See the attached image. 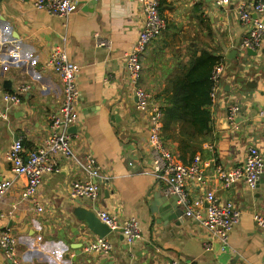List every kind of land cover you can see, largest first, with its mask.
Listing matches in <instances>:
<instances>
[{
    "label": "crops",
    "instance_id": "obj_1",
    "mask_svg": "<svg viewBox=\"0 0 264 264\" xmlns=\"http://www.w3.org/2000/svg\"><path fill=\"white\" fill-rule=\"evenodd\" d=\"M251 1L231 0L229 6L218 8L211 0H158L165 30L139 56V85L159 107L175 76L192 57L208 52L225 61L220 90L209 107L211 133L187 144L185 150L178 148L177 124L167 130L165 140L161 133L177 162L188 163L196 154L201 157L203 184L186 186L192 199L213 191L218 200L231 201L240 210V220L223 250L217 243L206 250V232L193 220L184 216L177 222L162 219L156 196L169 195L163 183L143 173L152 163L147 143L149 116L136 109L137 98L123 62L142 25V6L132 0H78L76 11L60 18L35 10L33 0L0 2V110L5 114L0 118V181L14 178L6 159L14 141H21L27 155L52 132L51 120L60 107L63 90L60 78L43 63L50 51L62 44L77 68L78 119L72 147L80 156L94 157L101 175L108 177L97 180L95 201L72 198L70 185L88 177L74 163L57 155L58 171L44 175L35 193L42 212L33 202L21 200L24 181L15 179L0 202V231L9 229L14 237L17 264L264 261V230L252 218L253 214L264 216V174L251 190L242 179L223 189L213 173L217 165L239 166L249 146L256 147L264 159V118L258 117L264 108V35L258 57L237 52L234 60L226 59L227 53L239 48L248 29L237 19L238 4ZM260 19L264 21V14ZM96 39L108 41V46L97 47ZM5 81H9L8 86ZM247 81L255 82V87H247ZM25 85L29 89L18 95V103L9 105L3 100L5 94H14ZM233 106H238L237 129H232L227 118ZM74 201L88 211L98 207V211L120 219L136 218L140 239L127 244L120 232H113L106 236L112 245L110 253L90 255L81 243L96 238L86 235L83 226L76 223L72 209L78 205ZM77 247L80 249L75 250ZM78 251L82 253L76 256ZM0 264H11L1 249Z\"/></svg>",
    "mask_w": 264,
    "mask_h": 264
},
{
    "label": "built area",
    "instance_id": "obj_2",
    "mask_svg": "<svg viewBox=\"0 0 264 264\" xmlns=\"http://www.w3.org/2000/svg\"><path fill=\"white\" fill-rule=\"evenodd\" d=\"M78 0H33L35 10L44 11L52 16L66 18L76 11ZM142 6L143 21L138 31L137 39L131 49L123 57L124 67L128 73L129 85L137 98L136 109L149 116L148 149L151 156V169L143 171L157 181L164 184V192L169 196H176L177 203L185 218L193 220L206 232L208 242L204 247L210 250L214 243L225 249L229 234L240 220V210L231 201L218 200L213 191L192 199L186 189L187 185L200 187L204 182V168L199 154L191 158L188 163L177 162L164 145L161 138L162 112L160 107L150 101V95L139 85L141 66L139 56L146 50L152 40L165 30L166 24L160 17L158 0H132ZM218 8L231 4V0H211ZM253 14L256 18H253ZM264 14V0H252L249 3L238 4L236 11L239 23L247 25L248 29L241 40L238 52L247 54V50L256 53L258 57L264 35V21L260 17ZM65 42V39H63ZM97 47H107L108 41L96 39ZM248 56V55H247ZM44 68L52 70L61 80L62 101L60 107L51 120V134L36 149L24 154L20 140L12 143L6 154L11 165L13 177L0 181V202L9 192L15 179H23L24 186L21 200L31 201L36 210L43 209L35 198V193L42 184L44 175L57 172L55 157L62 156L74 163L78 169L88 177L86 181H76L70 185V196L81 197L95 201L98 197L99 186L97 180L105 181L107 176L101 175V169L96 160L87 154L80 156L72 147V134L68 129L75 125L78 119V89L76 86L77 68L68 58L64 45L55 46L49 53ZM226 64L223 58L218 60L210 71L212 82L210 102L214 103L220 90V81L225 74ZM27 85L20 86L14 94H5L3 100L9 104L18 103V95L28 90ZM238 106L228 109L227 118L232 129H237L236 118ZM258 117L264 118V108L258 112ZM0 118H5L0 110ZM214 176L223 189H228L237 180L242 179L248 189L254 190L259 179L264 174V159L254 146H249L243 162L235 168H224L217 165ZM97 217L112 232H120L127 244L140 239V227L136 218L120 219L106 211H98ZM257 227L264 230V216L253 214ZM0 249L10 258L11 264L15 260V239L9 229L0 231ZM87 251L96 255H107L112 249L110 241L105 237L95 239L86 247ZM172 264H180L173 262ZM264 264V261L261 263Z\"/></svg>",
    "mask_w": 264,
    "mask_h": 264
},
{
    "label": "trees",
    "instance_id": "obj_3",
    "mask_svg": "<svg viewBox=\"0 0 264 264\" xmlns=\"http://www.w3.org/2000/svg\"><path fill=\"white\" fill-rule=\"evenodd\" d=\"M221 58L208 52L192 57L188 66L175 76L171 90L164 93L160 102L161 132L165 140L167 130L177 124L179 150H185L187 144L194 143L198 137L212 131L209 111L211 105L209 94L212 86L210 71Z\"/></svg>",
    "mask_w": 264,
    "mask_h": 264
},
{
    "label": "water",
    "instance_id": "obj_4",
    "mask_svg": "<svg viewBox=\"0 0 264 264\" xmlns=\"http://www.w3.org/2000/svg\"><path fill=\"white\" fill-rule=\"evenodd\" d=\"M1 1L2 0H0V2ZM252 16H253V18H256L255 14H253ZM237 52H238V49L231 50L229 53L226 54V59L227 60H234L236 58ZM247 55L255 57L256 53L251 51V50H247ZM239 81H243V78H239ZM4 85L8 86L9 81H5ZM245 85L247 87H250V88L253 87L254 88L256 83L251 82V81H247L245 83ZM235 121L238 122V119H236ZM68 132L71 134H74L76 132V127L75 126L70 127L68 129ZM14 139L16 140V137H14ZM156 197H158V201L156 200V205L159 206L158 214L160 215V217L162 219H164V220L167 219L169 221L174 220L175 222H177L176 221L177 218H180L183 216L182 215L183 214L182 209L177 205V197L176 196H165V195L162 196V195L158 194ZM74 203H76L78 205V207L72 209V215H73L76 223L83 226L82 230L87 233L86 235H88V236L92 235L96 239L97 238L102 239V238H105L106 236H108L109 234L113 233L106 225L101 223L100 220L98 219V217L96 215V213L98 212V207L93 208L92 211H88V210L80 207L79 201H77V202L74 201ZM114 232H116V231H114ZM89 243L87 241H84L83 243H81V245L88 246ZM79 247H77L75 250H79L80 249ZM81 253H82V251H78V253H76V256L81 255ZM89 253H90V255L92 254L91 252H89ZM75 258H74V260H75ZM89 261H91V259Z\"/></svg>",
    "mask_w": 264,
    "mask_h": 264
},
{
    "label": "rangeland",
    "instance_id": "obj_5",
    "mask_svg": "<svg viewBox=\"0 0 264 264\" xmlns=\"http://www.w3.org/2000/svg\"><path fill=\"white\" fill-rule=\"evenodd\" d=\"M15 142V141H14Z\"/></svg>",
    "mask_w": 264,
    "mask_h": 264
}]
</instances>
